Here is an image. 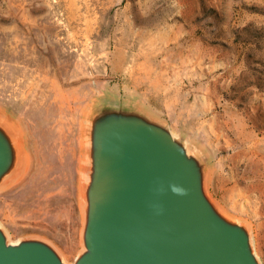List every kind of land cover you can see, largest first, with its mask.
Masks as SVG:
<instances>
[{
  "label": "rangeland",
  "instance_id": "1",
  "mask_svg": "<svg viewBox=\"0 0 264 264\" xmlns=\"http://www.w3.org/2000/svg\"><path fill=\"white\" fill-rule=\"evenodd\" d=\"M138 104L195 145L264 264V0H0V115L24 155L0 187L10 240L82 248L86 118Z\"/></svg>",
  "mask_w": 264,
  "mask_h": 264
},
{
  "label": "water",
  "instance_id": "2",
  "mask_svg": "<svg viewBox=\"0 0 264 264\" xmlns=\"http://www.w3.org/2000/svg\"><path fill=\"white\" fill-rule=\"evenodd\" d=\"M82 248L71 264H261L250 226L207 188L203 153L136 103L102 99L86 118ZM23 151L0 115V187ZM0 264H69L39 236L10 240L0 224Z\"/></svg>",
  "mask_w": 264,
  "mask_h": 264
},
{
  "label": "bare ground",
  "instance_id": "3",
  "mask_svg": "<svg viewBox=\"0 0 264 264\" xmlns=\"http://www.w3.org/2000/svg\"><path fill=\"white\" fill-rule=\"evenodd\" d=\"M19 141H20V140H19ZM23 161H24V155H23V160H22V163H23ZM23 165H24V164H23ZM23 165H22V166H23Z\"/></svg>",
  "mask_w": 264,
  "mask_h": 264
}]
</instances>
